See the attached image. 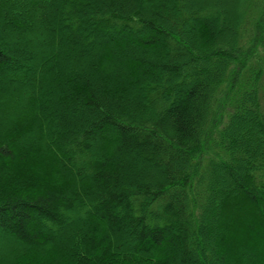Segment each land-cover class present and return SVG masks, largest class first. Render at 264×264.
I'll return each instance as SVG.
<instances>
[{
	"label": "trees",
	"instance_id": "trees-1",
	"mask_svg": "<svg viewBox=\"0 0 264 264\" xmlns=\"http://www.w3.org/2000/svg\"><path fill=\"white\" fill-rule=\"evenodd\" d=\"M3 242L264 264V0H0Z\"/></svg>",
	"mask_w": 264,
	"mask_h": 264
},
{
	"label": "rangeland",
	"instance_id": "rangeland-1",
	"mask_svg": "<svg viewBox=\"0 0 264 264\" xmlns=\"http://www.w3.org/2000/svg\"><path fill=\"white\" fill-rule=\"evenodd\" d=\"M240 206V205H239ZM4 242L2 244H0V248H3L4 247Z\"/></svg>",
	"mask_w": 264,
	"mask_h": 264
}]
</instances>
